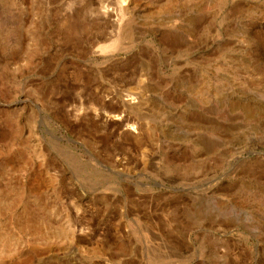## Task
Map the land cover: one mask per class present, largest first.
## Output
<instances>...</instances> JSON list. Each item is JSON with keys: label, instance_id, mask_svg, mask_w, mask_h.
I'll return each instance as SVG.
<instances>
[{"label": "rangeland", "instance_id": "obj_1", "mask_svg": "<svg viewBox=\"0 0 264 264\" xmlns=\"http://www.w3.org/2000/svg\"><path fill=\"white\" fill-rule=\"evenodd\" d=\"M99 260L264 264V0H0V264Z\"/></svg>", "mask_w": 264, "mask_h": 264}, {"label": "bare ground", "instance_id": "obj_2", "mask_svg": "<svg viewBox=\"0 0 264 264\" xmlns=\"http://www.w3.org/2000/svg\"><path fill=\"white\" fill-rule=\"evenodd\" d=\"M112 13V12H111ZM116 16H117V14H116ZM120 17V16H119ZM121 18V17H120ZM119 18V19H120ZM113 21H115V20H113ZM119 22V21H118ZM113 24V23H112ZM116 25V24H115ZM114 26V25H113ZM99 31V30H98ZM168 39V38H167ZM168 41V40H167ZM172 43V42H171ZM172 45V44H171ZM129 99H132V100H130V101H132V103H135L136 101V98H129ZM125 104V103H124ZM128 105V104H127ZM133 126V125H132ZM106 260V259H105ZM105 260H99V262H97L96 264H110L108 261H105Z\"/></svg>", "mask_w": 264, "mask_h": 264}]
</instances>
